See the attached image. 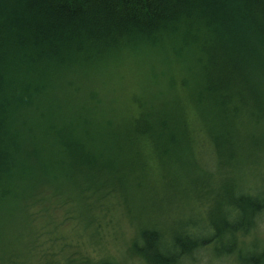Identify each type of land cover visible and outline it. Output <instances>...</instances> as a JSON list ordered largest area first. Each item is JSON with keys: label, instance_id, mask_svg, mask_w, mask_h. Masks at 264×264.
Instances as JSON below:
<instances>
[{"label": "trees", "instance_id": "16d2710c", "mask_svg": "<svg viewBox=\"0 0 264 264\" xmlns=\"http://www.w3.org/2000/svg\"><path fill=\"white\" fill-rule=\"evenodd\" d=\"M130 31L145 42L141 51L121 56L115 49ZM174 58L184 64L180 89L190 114L162 134L166 156L195 144L202 131L197 122L209 106L236 113L239 106L260 111L264 105V0H0V209L20 201H59L55 191L65 188V170L77 172L80 191H91L94 180L98 192L84 197L99 203L113 194L125 202L130 156L149 147L152 133L143 127V116L125 132L119 126L113 131L120 112L107 95L118 76L125 79L124 105L137 77L147 76L145 86L159 90L162 83L165 92ZM129 60H142L149 69L123 67ZM170 95L165 108L188 107L184 96L180 103ZM58 116L63 132L57 134L67 139H51ZM163 130L159 126V138ZM256 194L227 203L222 221L208 226L210 245L230 237L229 254L235 244L246 249L244 237L264 210V190ZM184 232L171 245L151 224L139 228L132 252L145 264H197L192 255L208 247V240Z\"/></svg>", "mask_w": 264, "mask_h": 264}, {"label": "rangeland", "instance_id": "374dc122", "mask_svg": "<svg viewBox=\"0 0 264 264\" xmlns=\"http://www.w3.org/2000/svg\"><path fill=\"white\" fill-rule=\"evenodd\" d=\"M171 64L165 92L162 83L159 90L145 86L147 76L137 77L139 84L129 88L128 105H124L126 91L121 86L125 79L118 76L114 90L107 95L110 106L120 112L114 111L118 115L113 131L119 126L120 133L125 132L135 118L143 116V127L152 133L149 147L130 156L134 160L131 173L126 174L125 202L113 194L99 203L86 198L77 189V172H60L65 188L55 193L61 201L32 206L20 201L1 207L0 264H107L106 259L115 264H145L132 252L137 229L151 224L171 245L173 240L183 239L186 230L207 237L210 223L222 221L220 215L228 212L227 203L241 191L248 190L247 196H253L264 190V105L260 111L253 105L239 106L236 113L209 106L197 122L202 131L188 152L161 153L162 134L172 131L173 120L177 126L190 114V104L180 89L184 64L176 58ZM123 67L149 69L142 60H129ZM172 94L179 102L184 96L188 107L165 108V97ZM159 126L164 127L161 138ZM118 162L124 164L125 159L118 158ZM192 222L195 224L186 226ZM244 242L246 249L229 254L232 238L225 237L222 244L209 245L192 256L197 264L260 262L264 259V210ZM194 262L186 260L184 264Z\"/></svg>", "mask_w": 264, "mask_h": 264}, {"label": "bare ground", "instance_id": "6f19581e", "mask_svg": "<svg viewBox=\"0 0 264 264\" xmlns=\"http://www.w3.org/2000/svg\"><path fill=\"white\" fill-rule=\"evenodd\" d=\"M137 32H138V31H130V34L125 33L123 36H120V41H119V44H120V45H119V48L117 47V48L115 49V51H116L119 55H121V56H126L125 54H129V53H131L132 50H130V49H135L134 52H135L136 50H139V51L142 50V46H143L145 40L142 39L141 37L137 36V35H138ZM102 54H103V55H106L107 52H106V53H102ZM102 57H105V56H102ZM97 64H98V65L94 67V70H97V69H98V67H99V63H97ZM111 65H112V64H111ZM157 65H158L159 67L162 66V64L159 63V62H157ZM169 65L173 67V64L170 63ZM195 71H196V70H194V71L192 72V75L195 73ZM259 99L263 100L262 97H259ZM65 103H66V102H62V103H61V104L63 105V107H65ZM55 108H56V107H54V109H55ZM262 108H263V105L261 106V109H262ZM60 110H61V107H60ZM43 113H44V115H45L44 120H46L47 117H48L47 114H46V111L43 110ZM67 117H68L69 119H71V120H74V119L70 116V114L67 115ZM31 118H36V116H33V117H31ZM61 119H62V118H60V120H59V116H58V121L56 122V125L53 127L54 138H51V139H60V136H63L64 139H67V138H65L64 135H58V134H57V133H62V132H63V130H62V124H61ZM36 120H37V122L40 121V120H42V116H40V117L37 118ZM74 123H75V124H78V121H77V120H74ZM44 128H45V127H44ZM57 135H58V136H57ZM44 139H45V138H44ZM80 179H81V178H80ZM90 182H92V188H89L91 191H89V190H82V191H80L81 194H83V195H87V196H92V195H90V194H92V191H93V192H98V191H97V188H93V187H94V180L92 179V180H90ZM77 189L80 190V188L78 187V184H77ZM247 192H248V190H243V191H241L235 200H237V199H238V200H242V199H244V198L246 197V195H247ZM253 196L256 197V196H258V194L255 193ZM235 200H232V201H235ZM211 237H212V236H207V237H203L202 239H203V240H206V241L208 240L207 242H208V244L210 245V244L212 243V239H210ZM237 249H239V247L236 246V244H235V246H233V248H232L230 254H231L234 250H237ZM72 264H73V263H72Z\"/></svg>", "mask_w": 264, "mask_h": 264}]
</instances>
